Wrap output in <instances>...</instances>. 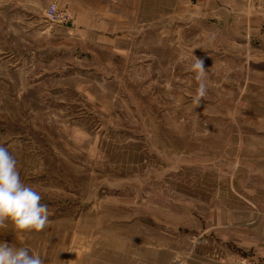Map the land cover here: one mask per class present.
<instances>
[{
	"label": "rangeland",
	"instance_id": "obj_1",
	"mask_svg": "<svg viewBox=\"0 0 264 264\" xmlns=\"http://www.w3.org/2000/svg\"><path fill=\"white\" fill-rule=\"evenodd\" d=\"M81 5L87 35L83 9L0 0V144L50 213L0 240L44 264H264V0Z\"/></svg>",
	"mask_w": 264,
	"mask_h": 264
},
{
	"label": "clouds",
	"instance_id": "obj_2",
	"mask_svg": "<svg viewBox=\"0 0 264 264\" xmlns=\"http://www.w3.org/2000/svg\"><path fill=\"white\" fill-rule=\"evenodd\" d=\"M190 71L199 81L193 103L197 106L207 94L204 78L207 70L203 60L194 57ZM17 160L7 147L0 144V235L12 232L16 239L45 229L49 221V209L40 201V191L26 185L20 178ZM31 253V254H30ZM0 264H44V257L31 248L9 244L0 240Z\"/></svg>",
	"mask_w": 264,
	"mask_h": 264
},
{
	"label": "crops",
	"instance_id": "obj_3",
	"mask_svg": "<svg viewBox=\"0 0 264 264\" xmlns=\"http://www.w3.org/2000/svg\"><path fill=\"white\" fill-rule=\"evenodd\" d=\"M81 1L82 0H60V2H62V4H66V5H68L71 9H73V10H81V9H83L84 11L82 12V14H79V13H75L76 14V16H78V15H80V17L79 18H82V17H87V18H89V20L87 21V23H88V28H86L85 27V29H84V31L82 32V33H84L85 35H87L89 32H92L93 30H94V28H93V26L94 25H96V24H94V23H92V21H91V18L90 17H92V16H94V15H96L97 16V12H93V11H90V9H93V8H89V7H87V6H83V5H81ZM92 2H94V0H91ZM59 4V3H58ZM59 6H60V4H59ZM95 6V5H94ZM90 26L92 27V28H90ZM63 29V28H62ZM78 28L76 27H74V28H71V30L72 31H74V32H76V33H78V34H80L81 33V30H77ZM96 29V28H95ZM70 33H72V32H70ZM105 36H101V38H104ZM256 250H257V252H256V254H255V256H254V259H256V260H258V261H261V262H264V260H261V258H264V252L262 251V249H261V251H260V249H258L257 247H256Z\"/></svg>",
	"mask_w": 264,
	"mask_h": 264
},
{
	"label": "built area",
	"instance_id": "obj_4",
	"mask_svg": "<svg viewBox=\"0 0 264 264\" xmlns=\"http://www.w3.org/2000/svg\"><path fill=\"white\" fill-rule=\"evenodd\" d=\"M45 18L53 24L66 25L71 21L72 16L69 10L62 9L56 1H52L45 11ZM240 261V264H256L254 260L249 258Z\"/></svg>",
	"mask_w": 264,
	"mask_h": 264
}]
</instances>
